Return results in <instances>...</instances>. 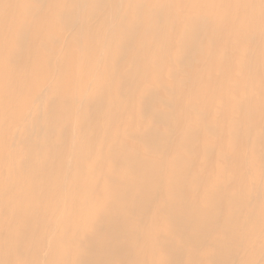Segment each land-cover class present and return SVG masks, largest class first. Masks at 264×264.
Here are the masks:
<instances>
[{"label": "bare ground", "instance_id": "6f19581e", "mask_svg": "<svg viewBox=\"0 0 264 264\" xmlns=\"http://www.w3.org/2000/svg\"><path fill=\"white\" fill-rule=\"evenodd\" d=\"M0 264H264V0H0Z\"/></svg>", "mask_w": 264, "mask_h": 264}, {"label": "rangeland", "instance_id": "374dc122", "mask_svg": "<svg viewBox=\"0 0 264 264\" xmlns=\"http://www.w3.org/2000/svg\"><path fill=\"white\" fill-rule=\"evenodd\" d=\"M119 45H120V44H119ZM193 111H195V110H193ZM193 111H192V112H193ZM138 120H139V121H142V120L144 121L143 117H142V118H139ZM202 121H203V120H202ZM200 123H201V121H200ZM232 124H233V123H232ZM192 127H193V126H189V127L187 128V130H188V131L192 130V129H191ZM154 129H157V128L154 127ZM164 133H165L166 136L164 135ZM164 133H163V137L167 139V137L170 136V135H169L170 133H169L168 131H165ZM253 133H255V132H253ZM210 136L213 137L212 134H210ZM160 140H163V142L165 141V139H160ZM160 140H159V142H149V141H145L144 143H145V144H147V143H160V142H162V141H160ZM132 142L135 143V144H138V145H142V143H143V142H140V141H137V140H132ZM195 144H196V143H195ZM235 145H236V143H231V142H230L229 147H230V148H234V147H236ZM254 146H255V147H254ZM188 147H189V145H186V144L184 143V144L181 146V149H187ZM253 147H254V148H253ZM248 149H249L250 152H252V153H251L250 156H248V158H246L247 161L245 160V164L248 165V166H250L251 168H254V169H255L256 166H258V164H257V163H258V158H257V156H256V152L258 151L257 143H256V145H255L254 143H253V144H250V145L248 146ZM252 149H253V151H252ZM259 150H260V149H259ZM253 153H254V156L252 155ZM106 156H107V158H109V156H112V155H111L110 153H107ZM106 156H104V157H106ZM255 156H256V157H255ZM253 157H254V160H253ZM194 158H198L200 163H206V161H207V159H205V158H201V157H199V156H196L195 154H192V155H191V157H190V161H188L187 164H184V163H182V162H178V163H177V162H173V159H171L172 161H171V160H170V161H171V164H172V165H177V167H180V166H188V164H192V161H191V160L194 159ZM99 159H101V157L98 158V160H99ZM102 159H103V158H102ZM109 159H110V158H109ZM109 159H108V160H109ZM249 161H251V162H249ZM216 164H218L219 167H222V168H224V167L226 166L225 169H224V171H225V170L228 168V166H229L228 164H225V165H224V164L221 163V162H220V163H217V162H216ZM221 165H222V166H221ZM219 169H220V168H219ZM96 170H97L98 172H97ZM91 172H92L93 175H91ZM91 172H90V173H86V174H87V175L89 174L90 176L93 177L94 175L96 176L95 173H97L98 179L102 178V174H104V173L100 172L99 169H95V168H93ZM97 176H96V177H97ZM96 177H94V179H97ZM99 177H100V178H99ZM192 178H193V179H192ZM94 179H93V180H94ZM190 179H191V180H194V179H197V177H191Z\"/></svg>", "mask_w": 264, "mask_h": 264}]
</instances>
